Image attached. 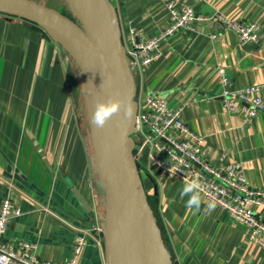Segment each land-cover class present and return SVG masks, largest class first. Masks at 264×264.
Instances as JSON below:
<instances>
[{
	"label": "crops",
	"instance_id": "0c3cea01",
	"mask_svg": "<svg viewBox=\"0 0 264 264\" xmlns=\"http://www.w3.org/2000/svg\"><path fill=\"white\" fill-rule=\"evenodd\" d=\"M188 2L196 10L190 26L168 37L152 64L131 68L135 99L152 93L173 107L187 103L183 119L205 136L207 156L216 160L225 154L227 161L240 162L248 184L262 188L264 110L244 123V113L224 109L219 69L234 87L264 82V0ZM111 3L129 50L132 28L152 36L169 22L161 0ZM218 14L258 21L260 41L240 45L236 31ZM88 88L84 72L64 46L39 25L0 11V202L9 194L23 210L9 222L3 241H36L41 260L65 261L77 232L92 225L95 210L104 218L103 145L101 129L91 121ZM139 170L174 264H264V248L247 242L245 226L227 212L216 205L208 214L202 204L194 215L186 207L188 197L180 198L184 182L150 168L147 155ZM80 264H108L104 241L89 235Z\"/></svg>",
	"mask_w": 264,
	"mask_h": 264
},
{
	"label": "built area",
	"instance_id": "2783aa9c",
	"mask_svg": "<svg viewBox=\"0 0 264 264\" xmlns=\"http://www.w3.org/2000/svg\"><path fill=\"white\" fill-rule=\"evenodd\" d=\"M169 11V22L155 35L147 36L132 28L133 48L127 49L132 67L145 68L156 61L162 53L163 42L171 35L188 28L196 17V10L188 0H161ZM200 1V0H195ZM218 18L233 28L244 45L260 41L259 22L235 20L218 14ZM212 37H216L214 33ZM223 85L220 97L224 109L244 113V123H251L264 110V82L234 87L223 68H220ZM137 114L132 132L134 157L138 163L147 155L149 166L161 176L184 182L199 178L206 200L216 203L228 216L246 228V240L264 248V187L254 188L247 182L240 162L227 161L222 154L210 159L202 149L205 136L192 130L183 119L184 105L171 106L166 98L152 93L136 100ZM95 191V187L91 185ZM23 214L11 195L0 202V264H80L89 235L98 243L104 241L103 217L95 210L93 223L81 228L76 235L71 255L63 262L41 260L37 255L36 241L18 239L3 241L11 219Z\"/></svg>",
	"mask_w": 264,
	"mask_h": 264
},
{
	"label": "water",
	"instance_id": "95a60500",
	"mask_svg": "<svg viewBox=\"0 0 264 264\" xmlns=\"http://www.w3.org/2000/svg\"><path fill=\"white\" fill-rule=\"evenodd\" d=\"M79 24L53 7L35 0H0V11L33 22L64 46L77 60L88 81L92 98L113 96L134 107L132 121L123 112L101 130L104 154V246L108 264H174L157 216L143 185L134 157L132 132L137 114L136 84L121 40L111 0H88L93 20L74 8ZM87 212L90 204L74 188Z\"/></svg>",
	"mask_w": 264,
	"mask_h": 264
},
{
	"label": "clouds",
	"instance_id": "9594fccd",
	"mask_svg": "<svg viewBox=\"0 0 264 264\" xmlns=\"http://www.w3.org/2000/svg\"><path fill=\"white\" fill-rule=\"evenodd\" d=\"M93 112L91 116L92 123L97 129H104L108 122L114 115L123 112L124 119L132 121L134 114V107L125 102V100L110 96L107 100H101L93 97L92 100ZM203 186L200 179L193 178L191 180L186 179L183 187L180 190V198L188 197L186 201V207L193 209V214L201 212V205L203 204L204 212L210 214L216 208L214 201H205L201 193Z\"/></svg>",
	"mask_w": 264,
	"mask_h": 264
},
{
	"label": "rangeland",
	"instance_id": "374dc122",
	"mask_svg": "<svg viewBox=\"0 0 264 264\" xmlns=\"http://www.w3.org/2000/svg\"><path fill=\"white\" fill-rule=\"evenodd\" d=\"M42 4L49 6V7H53L55 9H57L59 12L72 17V13H71V7L69 6L70 3H68V1L66 0H39ZM54 5L58 6V7H54ZM42 28V27H40ZM43 29V28H42ZM44 30V29H43ZM45 31V30H44ZM46 33H48L47 31H45ZM49 34V33H48ZM80 106V104H79ZM83 106V104H82ZM82 106L80 109H82ZM84 108V107H83ZM84 118H85V114H84Z\"/></svg>",
	"mask_w": 264,
	"mask_h": 264
},
{
	"label": "bare ground",
	"instance_id": "6f19581e",
	"mask_svg": "<svg viewBox=\"0 0 264 264\" xmlns=\"http://www.w3.org/2000/svg\"><path fill=\"white\" fill-rule=\"evenodd\" d=\"M76 11L87 21H92L94 16L88 0H73Z\"/></svg>",
	"mask_w": 264,
	"mask_h": 264
},
{
	"label": "trees",
	"instance_id": "16d2710c",
	"mask_svg": "<svg viewBox=\"0 0 264 264\" xmlns=\"http://www.w3.org/2000/svg\"><path fill=\"white\" fill-rule=\"evenodd\" d=\"M71 13H72V17H70V18H72V19H74L75 21H77L79 24H82V22H81V20L78 18V16L76 15V14H74L72 11H71ZM41 30H43L42 28H41ZM43 32L47 35V33L43 30ZM154 208V207H153ZM154 211H155V214L158 216V222H159V224H160V226H161V223H160V217H159V213L157 212V209L156 208H154ZM162 227V226H161ZM162 232H163V235H164V238H165V240H166V236H165V232H164V230L162 229ZM166 242V241H165ZM168 245V244H167Z\"/></svg>",
	"mask_w": 264,
	"mask_h": 264
}]
</instances>
